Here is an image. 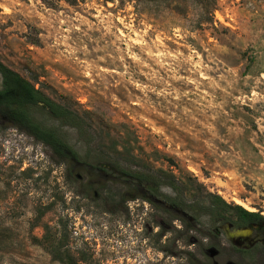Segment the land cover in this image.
Masks as SVG:
<instances>
[{
  "label": "rangeland",
  "instance_id": "rangeland-1",
  "mask_svg": "<svg viewBox=\"0 0 264 264\" xmlns=\"http://www.w3.org/2000/svg\"><path fill=\"white\" fill-rule=\"evenodd\" d=\"M0 62L83 116L78 131L32 110L87 162L114 148L181 186L129 197L87 165L67 180L0 120V264H264V222L205 212L209 191L264 219V0H0ZM90 177L108 203L77 193Z\"/></svg>",
  "mask_w": 264,
  "mask_h": 264
},
{
  "label": "trees",
  "instance_id": "trees-1",
  "mask_svg": "<svg viewBox=\"0 0 264 264\" xmlns=\"http://www.w3.org/2000/svg\"><path fill=\"white\" fill-rule=\"evenodd\" d=\"M65 1L72 2L73 0ZM198 1L203 3L205 0ZM174 6H176V9L178 8L175 2ZM208 21L209 19L203 20V22ZM0 81V120L47 147L55 161L64 164L65 179L77 181L78 176H73V172L76 168L87 165L90 166L87 169L89 176L95 174L103 182H122L127 184L132 190L137 191L129 197L137 195L146 199L148 195L156 194L158 188L162 185L169 187L174 192V195L181 193L180 182L173 174L165 173L161 169L152 168L145 163L135 161L131 157L124 155V153L115 150L112 145L114 156L111 159L101 165L87 162L86 156H79L62 138L55 127L41 124L32 114L33 108H39L61 125H68L80 131L83 126V116L78 111L68 104L52 99L35 87L31 81L1 62ZM94 183L91 177L84 183L79 182L78 186L80 189L77 193L83 197L90 196L93 199H101L106 204L113 194L109 193L103 186H95ZM205 195L207 197L205 212L220 220L221 223L242 226L264 222L263 217L257 211H248L239 204L226 202L216 193L207 191ZM119 198L124 201L127 197L119 195ZM166 202L175 206L172 199H168ZM105 210L115 212L117 209L115 207H107ZM182 221L185 232L196 229L193 217L190 220L184 218ZM188 238L191 240L192 235H188ZM43 239H45V236H43ZM187 253L191 254L190 252ZM58 259L62 261V258L59 257ZM82 260L84 259L82 258Z\"/></svg>",
  "mask_w": 264,
  "mask_h": 264
},
{
  "label": "flooded vegetation",
  "instance_id": "flooded-vegetation-1",
  "mask_svg": "<svg viewBox=\"0 0 264 264\" xmlns=\"http://www.w3.org/2000/svg\"><path fill=\"white\" fill-rule=\"evenodd\" d=\"M226 224H229L232 226V224L230 223H222V225H226ZM255 225H259V224H255V223H252V224H249V225H242V226H233V228H238V229H244V228H250V227H254ZM214 237V236H213ZM258 245L257 241H254L253 243H251L247 248H239V249H236L237 251H241V252H244L248 255H250V257L254 255L253 254H250L249 251L253 248H255L256 246ZM259 256H262V257H259V258H262V260L264 261V250L263 251H259L257 252ZM249 257V256H248Z\"/></svg>",
  "mask_w": 264,
  "mask_h": 264
},
{
  "label": "bare ground",
  "instance_id": "bare-ground-1",
  "mask_svg": "<svg viewBox=\"0 0 264 264\" xmlns=\"http://www.w3.org/2000/svg\"><path fill=\"white\" fill-rule=\"evenodd\" d=\"M234 201L236 202V204H239V205L245 207L247 210H250V211L252 210V208L246 206V205H245L243 202H241L239 199H234Z\"/></svg>",
  "mask_w": 264,
  "mask_h": 264
}]
</instances>
